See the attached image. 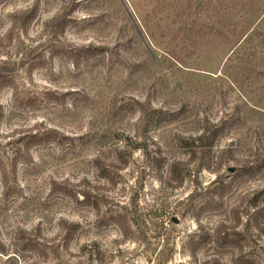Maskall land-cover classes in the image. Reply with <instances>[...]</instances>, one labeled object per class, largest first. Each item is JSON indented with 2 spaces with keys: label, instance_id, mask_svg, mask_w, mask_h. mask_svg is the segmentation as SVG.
Wrapping results in <instances>:
<instances>
[{
  "label": "rangeland",
  "instance_id": "1",
  "mask_svg": "<svg viewBox=\"0 0 264 264\" xmlns=\"http://www.w3.org/2000/svg\"><path fill=\"white\" fill-rule=\"evenodd\" d=\"M204 119L212 171L176 140ZM254 202L264 0H0V264H264Z\"/></svg>",
  "mask_w": 264,
  "mask_h": 264
},
{
  "label": "trees",
  "instance_id": "2",
  "mask_svg": "<svg viewBox=\"0 0 264 264\" xmlns=\"http://www.w3.org/2000/svg\"><path fill=\"white\" fill-rule=\"evenodd\" d=\"M250 44H253L252 41H250ZM92 48H89L87 50H90ZM87 50H82V49H76L74 50V52H71V55L76 56L77 58L81 59V57L84 58V56L87 59H92L94 55H100V54H104L106 52H98L97 49V54H94L92 56H90V52ZM258 55V53H253V58L256 57ZM247 58L249 59L250 57L247 56ZM244 59H246V55L243 56H239L238 60L240 61H244ZM247 59V60H248ZM256 59V58H254ZM230 61H232V59H230ZM248 62V61H247ZM87 86H89V83H87L84 79H81V81L75 85L76 88H81L85 90V88L87 89ZM87 91V90H86ZM142 107V105H141ZM143 109V107H142ZM142 115L145 121V124H149L151 122V115L148 112V109H143L142 110ZM199 125V129L200 126L202 129H196V132L198 133L197 137H190L188 139H186L185 137H183L182 135H177L176 136V140L178 143H180L181 145H183V147H188V148H193L191 151L192 152V158L193 160H195L196 158L199 159V164H198V169H203L206 168V170H210L212 171L213 167L212 166H216V169H220L222 168L227 162H229L230 160H234L235 158L233 156V152L231 151V149H224L221 151L220 153V157L217 158L216 161H214V158H212V148L214 147V144L216 142V140L219 138V136H221V134L225 131L224 125H214L211 124L210 121H208L207 119L202 120V122L198 121L197 123ZM202 124V125H201ZM192 124H187L185 126H191ZM139 149L144 150V152L146 153V149L147 147L144 146L143 144H141L139 147ZM200 155V157H199ZM261 158L258 159L255 167H241L240 171H239V175L236 176V179L238 178L239 180V184H241L242 182L245 183V175L250 176V177H255L260 170L262 169L263 165L261 163ZM187 164L182 163L181 161H176L174 160L171 165H170V174L172 176V180L178 182V183H183V170L186 167ZM6 175V173H4V176ZM236 181V180H235ZM237 183V182H236ZM6 184H8V182H6ZM237 184V185H239ZM10 189L6 188L5 189V193H9ZM253 207L255 208V211L253 212L252 215H249L248 217V224L251 225L252 223L255 224L256 228L260 231L261 236L264 237V207H260L258 206V204L256 202L253 203ZM210 209H213V206L209 207ZM217 209V208H215ZM212 211V210H210ZM0 253L4 254L5 253V249H3L2 247V243L0 242Z\"/></svg>",
  "mask_w": 264,
  "mask_h": 264
},
{
  "label": "water",
  "instance_id": "3",
  "mask_svg": "<svg viewBox=\"0 0 264 264\" xmlns=\"http://www.w3.org/2000/svg\"><path fill=\"white\" fill-rule=\"evenodd\" d=\"M235 169L234 168H230V172H234ZM176 225H178L180 223V221L177 218H173L172 220Z\"/></svg>",
  "mask_w": 264,
  "mask_h": 264
}]
</instances>
